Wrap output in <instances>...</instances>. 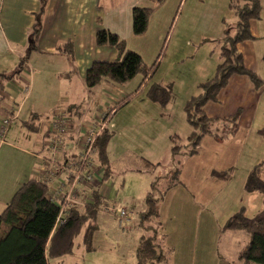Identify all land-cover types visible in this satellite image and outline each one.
<instances>
[{"label": "crops", "instance_id": "crops-1", "mask_svg": "<svg viewBox=\"0 0 264 264\" xmlns=\"http://www.w3.org/2000/svg\"><path fill=\"white\" fill-rule=\"evenodd\" d=\"M180 1L187 4V0ZM230 1H198L199 4L196 7L201 5L202 8L204 7L201 17L210 19L214 17L213 23H221L223 26L221 30L216 28L215 32L221 31V35L217 38L203 37L202 40L199 39L201 42L198 40L201 43L199 48L205 42L211 49L208 53L202 52L203 58L199 59L203 60L208 67L201 65L200 62L196 65L195 68H198L196 72H199V75L190 86L187 81L188 75L182 72L181 79H185V86L188 87L182 98H176L173 93L170 101L162 105L152 100L147 92L145 97L137 99L133 105H130L131 100L141 95L142 90L154 77L160 65L158 63L160 56L153 64L154 68L156 67L153 73L137 79L134 88L129 90L132 92L124 90L122 83L117 85L106 79L95 86H102L103 91L108 92L107 95H109V99L108 97L103 98L101 103L103 111L112 110L107 127L110 128L109 130L115 133V129L120 134L131 135L136 138L138 144L146 148V152L154 153L155 156L159 155V159H164L166 163L172 162L171 152L174 138L177 137L176 141L180 143H187L188 137L193 132L185 110L187 101L200 94L202 91L200 85L217 74L220 62V60L218 62V56L220 58L222 47L220 40L226 30V16L231 15L236 18L230 10ZM260 4V18L252 19L250 25L254 38L240 42L238 49L242 53L246 67L253 71L262 83L257 87L248 75L233 74L227 85L220 91L218 100H211L205 104L206 114L210 118L221 120L213 125V134H207L202 138L198 152L185 155L183 159L186 163L194 162L201 154L205 155V159L210 160L208 176L214 180L213 185L216 183L218 185L209 189L208 194L207 192L201 194L203 197L201 200L195 194L198 192L192 190L187 184L184 171H182V180L180 179L178 184L167 191L160 205V234L165 238L164 243L168 254H171L168 264H222L220 241L226 228H222L219 219L222 216L225 218L229 216L228 210L225 211L229 208L226 201L232 199L223 196L222 191L227 190L229 186L230 190L233 189L230 183L235 178V169L246 153L253 152L254 156L245 163L248 172L238 177L241 183L239 188L241 193L244 194L245 183L256 165L263 164L261 171L264 175V0H260ZM159 5V0H0V74H7L2 79L0 77L4 83L3 89L0 90V108L5 109L4 112H0V126L2 116H12L13 119L24 115L26 118L22 121L23 128L39 133V137H36L19 128H17L18 132L12 130L10 126L4 142L0 143V162H6L14 157L18 163L17 170L8 177L11 184L7 187L3 186L5 190L0 192V215L15 192L26 181L32 178L43 179L44 175L50 172V165L47 161H50L52 157L48 147L50 143L48 123L57 107H65L72 116L73 124H71L73 133H70L72 137L69 140L70 150L61 156L60 163L66 160L77 161L79 158L81 148L78 141L84 130L77 128L79 121L85 120V117L77 112V119H75L73 114L91 91L85 83V74L95 61H114L119 57V51L114 45L97 42L96 33L99 29H106L117 34L121 40L125 41L127 49L140 55V52L127 45L128 38L135 35L140 38L145 34L152 36L155 34L153 39L157 41V44L160 41L164 46L163 41L167 39L171 41L177 35H185L186 32L180 31L183 28L179 31L177 29L179 21L176 24L175 21L170 22L165 19L162 21L160 20L162 17L157 21L155 32L151 31L150 21L145 33L139 35L134 33L133 8L156 9ZM188 13L197 15V12L192 11L191 8ZM35 31L37 33L32 39ZM212 42H216V45ZM198 47H195L194 52ZM175 49L180 50L179 47ZM188 55L182 54V56ZM190 55L194 58L195 53ZM141 57L144 60L142 55ZM209 65L212 67L209 68ZM10 74L12 75L9 76ZM136 76L137 74L134 77ZM153 84L167 86L168 83L159 79ZM10 87L14 89L15 94L26 92L25 95L23 94L24 99L19 100L18 95L10 93ZM48 87L59 89L56 99H53L54 96L50 99L46 98L44 90ZM74 87H78L79 90L74 91ZM130 93H132L131 96H129ZM32 99L37 100L38 103L50 101L54 104L48 108H33L34 110H28L25 113V104ZM117 100L119 101L113 105L112 102ZM45 112L44 117L46 118L41 119L40 116ZM236 113H239L237 128L233 123L226 125V122L222 120ZM86 120L89 121V119ZM11 133L13 134L8 139ZM215 133H220L224 137L217 138ZM108 152H110V145ZM93 165L96 180L91 183V186L89 184L78 185V190L75 192L76 198L85 200L70 208L84 214L86 200L92 199L96 188L99 190L103 200L96 209L90 247L84 240V228L75 240L73 252L52 259L50 264L69 263L70 258L77 253L79 255V252L78 258L81 257V261L76 264H85V259H82L83 255L88 252L90 253L89 259L95 258L98 256L93 254L101 249L111 251L121 259V255L129 254L127 258H130V261L122 259L121 264H139L137 249L143 233L140 231L137 234L139 228L128 225L130 223L128 215L131 211L138 212L135 209L137 201L144 195L146 198L152 181L159 174L155 172L150 174L145 171L147 169H134L136 173H126V177L131 176V181L125 185L124 180L120 184L116 179L111 178L113 172L110 166V170L105 174V169L98 158L94 157ZM69 172L70 166H58L56 174L52 175L49 182L48 197L50 199L52 188L58 184L65 183V190H68L70 187L67 181ZM215 172H229L230 175L228 178H221L216 176ZM257 197L260 199L259 196ZM102 205L106 207L103 208ZM121 208L127 210L128 221L127 224L125 223V228L120 224ZM131 221L133 222V219ZM229 230L237 232L243 229ZM170 249L172 251H169ZM98 258L106 259L102 253Z\"/></svg>", "mask_w": 264, "mask_h": 264}, {"label": "trees", "instance_id": "trees-1", "mask_svg": "<svg viewBox=\"0 0 264 264\" xmlns=\"http://www.w3.org/2000/svg\"><path fill=\"white\" fill-rule=\"evenodd\" d=\"M154 10L146 7L133 8L135 34L146 32ZM230 10L236 16L235 31L232 32L230 28H226L220 40L222 47L217 74L214 78L203 82L200 85L201 93L191 97L186 104L187 119L193 127V132L188 137L187 143H180L176 141L177 137L174 138L171 154L172 164L175 165V168L170 175L157 176L152 181L151 189L146 195V209L141 213L140 219V226L144 234L140 238L137 249L139 264H168L171 259V254H168L164 243L165 238L160 234V205L167 191L180 182L182 166V157L180 159V156L183 155L184 158L185 155H193L198 152L202 138L207 134H213V125L221 120L210 118L204 110L205 104L211 100H218L220 91L227 85L233 74L248 75L257 87L262 83L258 76L246 67L242 53L238 49L240 42L254 38L250 25L252 19L260 18V0H231ZM36 33L37 31L32 34V39ZM96 37L99 44L114 45L119 51V57L114 61H95L85 74V83L88 88L95 87L104 79L115 83H124L139 72L147 77L155 70L154 66L150 68L146 66L140 54L127 49L125 41L121 40L117 34L106 29H99ZM6 76L5 73L0 74L1 79ZM1 79L0 90L4 87ZM172 94V89L162 84H153L148 90V96L162 105L170 101ZM1 111L4 112L5 109H0ZM238 116L239 113H236L222 120L226 122V125L231 122L237 128ZM110 135L111 132L106 127L96 140V155L105 169V174L110 170L107 153ZM215 135L217 138L224 137L220 133H215ZM262 165H256L250 173L245 183V190L247 192L257 191L264 198ZM215 175L228 178L230 173L215 172ZM162 180L164 183L159 187ZM44 182L43 179L38 178L26 181L15 192L0 215V264H50L52 259L73 252L75 240L84 228V240L89 246L94 230L93 222L96 219V209L103 200L99 190L96 188L92 199L86 200L84 214L72 210L67 215V221L58 225L60 207L48 197L50 184ZM225 228L243 229L251 234L247 248L240 254V264H264V208L254 216H247L244 207H242L240 211L229 218Z\"/></svg>", "mask_w": 264, "mask_h": 264}, {"label": "rangeland", "instance_id": "rangeland-1", "mask_svg": "<svg viewBox=\"0 0 264 264\" xmlns=\"http://www.w3.org/2000/svg\"><path fill=\"white\" fill-rule=\"evenodd\" d=\"M198 1L200 0H187V4H185L184 2L183 3H181V1L179 2V0L178 1L159 0V4H160L159 7H157L153 11L149 19V24H150V21L152 24L151 31L155 32V28L157 27V21H159L158 19L162 17L160 19L162 21H164V19L170 20V22L175 21V24L177 21H179L178 27H177L178 31L180 28H183V30H180V31H182L183 33L186 32L185 35H181V36L177 35L176 38L173 37L171 41L170 39L163 41V43L165 42L164 46L160 43V41H158V44L160 43V45L158 46L157 41L153 39V36H155V34H153V36L151 34H145V36L140 37V38L137 35L133 36L132 38H128V39L126 38L128 40L127 45L132 46L133 49L141 53V55L144 58L145 64L148 68L152 67L154 62L160 56L158 59V63H160V65L154 77L152 78L150 83L147 84V86L142 90V94L138 95L136 98L131 100L130 105H133V103L137 101V99L141 97H145L152 83H154L155 81L159 79L164 80V82L168 83L167 86H169L172 89V92L175 94L176 98H182L186 90L188 89V87L185 86V79H181V77L183 76L182 72L188 75L187 77L188 86H190L192 82L197 79L199 72H196L198 71L196 70L198 68H195L197 67L196 65L199 62L201 65H205L203 63V60H199L203 58L201 53L202 52L208 53L211 50L209 46L205 44V42L202 43V47L199 48L198 46L201 45L200 40H202L203 37L204 38L205 37L206 38L207 37L217 38L218 36L221 35V31L217 30L215 32V30L216 28L217 29L220 28L221 30L223 26V24L221 23H213L214 17L212 19L201 17V11L204 10V7L202 8V5L200 7H196L199 4ZM23 5H24V2L22 6ZM189 8H191L192 11L194 10L195 12H197L198 16L195 14H189L188 13ZM235 23H236V18L234 16H231V15L226 16L225 28H230L232 32H234ZM173 43H174V46H173L174 49L172 47ZM212 43L213 45H216V42L215 43L212 42ZM175 47H179L180 50L175 49ZM195 47H198V48L194 52ZM218 50L219 49H217V51ZM191 53L192 54L195 53L194 58L193 57L191 58V55H190ZM182 54L183 55L189 54V55L182 56ZM215 56H216V51H215ZM214 58L215 57H213V59ZM219 60L220 58L218 56V62ZM205 67H208V65H205ZM210 67L212 66L209 65V68ZM142 76H143V73L139 72L137 76L134 77L133 79H130L122 83L124 90L128 92H132V91H129V90H132L130 88H134L133 87L134 83L137 82V79L141 78ZM117 85H120V84L117 83ZM73 89L74 91L79 90L78 87H74ZM58 90L59 89L55 90L54 87L46 88L44 90L46 98L50 99L54 96L53 99H56L55 97H56V93L58 95ZM10 93H13L15 96L18 95V99L22 100L24 99V95L26 92L23 93L24 95L19 94L17 92L15 94L14 89L10 87ZM107 93L103 91L102 86L91 88V91L88 92V95L86 96L85 101H83V104L79 105L77 109L75 108L76 112H74L73 114L75 119H77L76 118L77 112L82 113L83 117H85V120L79 121L80 124L77 129L87 131L88 129H91L98 124L99 118L101 114L103 113V107L101 106V103L103 102V98L108 97L107 99H109V95H107ZM131 94L132 93H130L129 96H131ZM122 99L123 98H121V100ZM118 101L119 100H117L116 102H112L113 105L116 104ZM53 104L54 103H51L50 101H44V102L38 103L37 100L32 99L29 103L25 104L24 109L26 113L28 112V110L32 111L35 108L36 109L48 108ZM55 111L62 112L63 116H65V120L70 119L71 124H72V116L65 109V107H57L54 109V112ZM45 114L46 112L40 116L42 117L41 119H43ZM6 118H7L6 116H2V122ZM25 118L26 117H24V115L18 118L15 117L13 119L11 117L10 126L12 130H15L18 132L17 128H19L22 131L23 130L28 131L29 135H34L36 137H39V133L32 132L29 129L25 130V128H23L24 126H23L22 121L25 120ZM45 118L46 117H44V119ZM86 119H89V121H87ZM65 120H64V124L67 127L68 124L66 123ZM51 121H52V118L49 120V123ZM40 122L42 123L43 121H40ZM109 123H108V126H109ZM71 127L72 126H70V133L72 134L73 132H72ZM15 131L13 132L15 133ZM111 131L112 130H110V132ZM114 131L115 133L112 131L110 135L111 138L108 143L107 153H109L108 154V160H109L108 164L111 167L112 172H113L111 175V178L116 179L118 183L122 184V181L124 180L123 182H125V185H128L129 182L131 181V176L126 177V173H130V174L136 173L134 169H140V170L147 169L145 171L150 174H152V172L153 173L155 172L157 175L159 174L158 176H166V175H170L171 171H173V169L175 168V165H173L172 162L166 163L164 159H159L160 158L158 157L159 155L155 156L154 153L146 152L145 151L146 148L138 144L139 142L136 141V138H133L131 135L126 134V133L120 134L119 131H116L115 129ZM68 132L66 133L67 134L66 136L63 135L62 137L63 140L65 137L66 142H68L72 137L71 134L68 135ZM12 134L13 133L10 134L8 139L11 138ZM109 145H110V152H108ZM94 149H95L94 153L92 154L93 159L94 157L97 158L96 145ZM204 156L205 155L201 154L199 158H197L198 160H195L194 162L189 161L187 163H186V160L183 159V155L180 156V159L182 157L181 172L184 171V177L187 181V184L192 190H194L195 192H198L195 194L200 199L203 198L201 194H205V192H207L208 194L210 192L209 189L215 188L218 185V183L213 185L212 181L214 180L208 176L210 160L209 158L205 159ZM253 156H254L253 152H249V153H246L245 156L240 159V164L235 169V178H233L230 183L233 189L230 190L229 189L230 186H229L227 190L222 191L223 196L232 198V199H229L230 201H226V205L229 208H226L225 211L228 210L227 212L229 216L225 218V216L221 215L222 217H220L219 219L220 224H222V228H225V225L227 224L229 218L232 215H234L237 211H239L242 207H244V211L247 216H254L260 211V209L262 210L264 207L263 201H261V199H264V198L261 193L257 191L247 192L246 190H244L245 192L243 194L239 190L241 183L239 182L238 177L242 173L248 172V170L245 168V163L248 162V159L250 160ZM59 164L60 166H62V163H59ZM0 165L2 166L0 168V173H1L0 192H3L5 190L3 186L7 187L11 184V180L8 179V177L12 173H14V171L17 170L18 163H17V159L13 157L10 160L8 159L6 162H3V161L0 162ZM158 165L160 167H158ZM12 167H15V168L12 169ZM154 168H157V169L154 170ZM181 174L182 173H180L179 178L182 180ZM95 180L96 179H94V181ZM163 183L164 181L162 180L160 182L159 187H161ZM89 186H91V182L89 183ZM222 192H220V194ZM257 196H259L260 199H258ZM84 200H85L84 198L82 200L76 198V201L74 199L75 204H73V202L71 201L69 202L70 204H67V205H65V203L63 204V201L61 202V204H59L58 201H56V203L58 204L60 208H62V205H65L66 211H64V213L68 215L71 213V210H72L70 209L71 207L75 205L76 206L79 205L80 202ZM64 201L68 202V200H64ZM136 204L137 205L135 206V209L138 212L134 213L133 211H131V213L128 215L130 217V223L128 225L132 227L137 226L139 228L137 234H139L140 231L141 233L144 234V231L142 227L140 226V219H141V213L146 209L145 195L142 196L137 201ZM102 206L104 208L105 205H102ZM132 219H133V222L131 221ZM59 224L61 223L58 222V225ZM125 226L126 225L124 223V228ZM226 229L223 231L222 236H221V241H220V248L222 249L221 251L222 252V264H226V263L240 264L241 263L240 254L243 252V250L247 248L250 242V239H251V234L246 230L245 231L239 230L237 232L235 231L231 232V230H229L228 228ZM89 247H90V244H89ZM100 253L105 255L106 257L105 260L103 258L101 259L98 258ZM79 255H80V252H79ZM79 255L77 253L74 257L70 258L71 260L68 261L69 263L66 262L65 264H76L78 261H81V257L78 258ZM93 255H97L98 257H95V258L91 257L89 259L90 253L88 254V252L82 256V259H85V264H121L120 262L122 261V259H126V261L128 262L130 261V258H127L129 254L121 255L122 256V259H121L120 257L118 256L116 257L114 254H112L111 251H108L105 249H101L100 251H98L96 254H93ZM100 257L102 256L100 255Z\"/></svg>", "mask_w": 264, "mask_h": 264}, {"label": "built area", "instance_id": "built-area-1", "mask_svg": "<svg viewBox=\"0 0 264 264\" xmlns=\"http://www.w3.org/2000/svg\"><path fill=\"white\" fill-rule=\"evenodd\" d=\"M112 115V110H105L101 114L98 124L84 131L83 135L79 138L78 144H80L81 153L80 158L77 161H68L62 162V166H70V175L67 178L68 185L70 187L68 190H65V183L58 184V186L52 188L51 200L54 202L58 201L59 204L63 201L65 205L70 204L69 202H73L75 204L76 201V190H78V185L83 184L88 185L90 182L92 183L94 179H96V172L94 170V159L92 158V154L94 153V147L96 145V140L98 136L104 131V129L108 126ZM6 119L3 120L0 126V143L4 142L5 136L8 133V129L10 126L11 117L6 115ZM52 121L49 123V135H50V143L49 149L52 159L49 162L50 172L44 175L43 180L45 182H50L52 179V175L56 174L58 166H60L61 156L66 154L70 150L69 141H65V137L63 140V135L70 134V126L71 120H65V116H63L62 112L55 111L52 113ZM64 120L68 124L66 127L64 124ZM75 199V201H74ZM68 200V202L64 201ZM65 205H62L60 208V214L57 219V223H65L67 221V215L64 213L66 211ZM128 221L127 211L125 208H121L120 210V224L124 225Z\"/></svg>", "mask_w": 264, "mask_h": 264}]
</instances>
